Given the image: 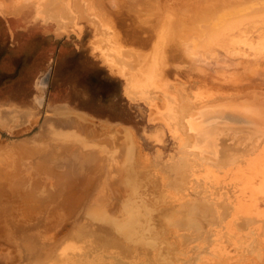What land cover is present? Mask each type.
<instances>
[{"label": "rangeland", "instance_id": "rangeland-1", "mask_svg": "<svg viewBox=\"0 0 264 264\" xmlns=\"http://www.w3.org/2000/svg\"><path fill=\"white\" fill-rule=\"evenodd\" d=\"M76 1L0 0V24L17 39V79L0 74V264H264L262 173L253 212L237 211L264 145V0L243 10L239 0ZM132 28L144 44L129 40ZM56 139L111 160L100 178L99 162L79 175L72 161H48ZM105 219L120 222L110 233L123 248L79 237L110 229Z\"/></svg>", "mask_w": 264, "mask_h": 264}, {"label": "bare ground", "instance_id": "bare-ground-1", "mask_svg": "<svg viewBox=\"0 0 264 264\" xmlns=\"http://www.w3.org/2000/svg\"><path fill=\"white\" fill-rule=\"evenodd\" d=\"M71 1H73V0H71ZM74 1H76V0H74ZM78 1V0H77ZM77 1H76V4H77ZM84 1V0H83ZM221 2H223V0H220ZM226 1V0H225ZM79 2V1H78ZM232 2V1H231ZM231 2H229V4H233L234 6H236V5H238L239 4V2H241L240 3V6L241 5H243V6H245L244 4H243V2H242V0H239V2H238V0L236 1V0H234L232 3ZM234 2L236 3V2H238V4L236 3V5L234 4ZM245 2V1H244ZM256 2V1H255ZM258 2V1H257ZM260 2H262V1H260ZM84 3V2H83ZM225 3V7H223L222 5H219L220 3H218V9H220V8H222L223 7V10L222 11H224V8H225V10H226V6L228 7V9H230V6L231 5H229V4H227L228 3V1H227V3L226 2H224ZM251 3V2H250ZM249 3V4H250ZM93 4H95V3H93V0H89V5L90 6H92ZM245 4H247V3H245ZM252 4H253V2H252ZM81 5V4H80ZM214 5H216V4H214ZM231 6V7H234V6ZM77 6V5H76ZM79 6V5H78ZM207 6V5H206ZM248 6V5H247ZM246 6V7H247ZM255 5H253V7H254ZM260 6V5H259ZM263 6V5H262ZM214 7V6H213ZM216 7H217V5H216ZM216 7H214V8H216ZM249 7H250V5H249ZM92 8H94V7H92ZM82 9V8H81ZM80 9V10H81ZM217 9V8H216ZM241 9H242V6H241ZM240 9V10H241ZM243 10V9H242ZM262 10H263V8H262ZM261 10V11H262ZM202 11H203V9H202ZM205 11V10H204ZM206 11H208V8H206ZM258 11H260V10H258ZM226 11H224V13H225ZM82 13H83V11H82ZM202 13V12H201ZM220 13V12H219ZM223 13V14H224ZM203 15L202 16H204V14H207V13H205V12H203L202 13ZM227 14H228V12H227ZM211 16V15H210ZM220 16H222V14L220 15ZM219 16V17H220ZM230 16V15H229ZM252 16V15H251ZM247 18V17H246ZM207 20V19H206ZM209 22V21H208ZM211 22V21H210ZM220 22H222V21H220ZM233 22V21H232ZM231 22V23H232ZM229 23V22H228ZM219 24V23H218ZM204 25V24H203ZM229 25V24H228ZM207 26V25H206ZM224 26V25H223ZM245 26V25H244ZM200 28H203V27H200ZM223 29V28H222ZM225 29V28H224ZM206 30V29H205ZM135 29H133L132 28V30H130V32H128L129 33V40H131V41H135V42H141V39H139V38H135L139 33L136 31ZM164 31V33H163V36L165 35V37H163V38H168V40H169V32L168 31H165V30H163ZM206 33H207V30L205 31ZM242 32V31H241ZM210 34V33H209ZM249 34V33H248ZM126 35L124 34V37H125ZM134 37V38H133ZM138 37H139V35H138ZM207 37H208V35H207ZM212 37V36H211ZM120 38V37H119ZM144 38V37H143ZM121 39H122V36H121ZM140 40V41H139ZM143 40V39H142ZM144 40H146V39H144ZM215 40V39H214ZM167 42V44L170 42V40H169V42L168 41H166ZM141 43H145V41H142ZM164 43H165V41H164ZM163 43V45H161L160 44V48L161 49H163L164 50V52H166L165 50V47L166 46H164V45H166V43L164 44ZM181 44V43H180ZM156 45V44H155ZM169 45V44H168ZM179 44H177V46H178ZM257 46V45H256ZM179 47H180V45H179ZM235 47V46H234ZM253 47V46H252ZM251 49V48H250ZM158 51V50H157ZM157 51H154V52H157ZM162 53V52H161ZM159 54V53H158ZM151 55H152V53H151ZM153 55H155V53L153 54ZM157 57L158 58H162V57H160V56H158L157 55ZM154 58H155V56H154ZM156 59V58H155ZM165 61H166V59H165ZM150 62V61H149ZM158 63H159V60H158ZM149 64V63H148ZM136 65V64H135ZM160 65V64H159ZM243 65V64H242ZM249 66V65H248ZM254 66V65H253ZM147 67H149V65H147ZM164 67V66H163ZM169 67V66H168ZM143 69V68H142ZM155 72L157 73V70L158 69H160V68H158L157 69V66L155 67ZM146 70H148L147 68H145V71ZM162 70L160 69V71L159 72H161ZM243 72V71H242ZM162 73V72H161ZM161 73H159V75L161 74ZM164 73V72H163ZM240 73V72H239ZM158 74V73H157ZM161 75H165V74H161ZM160 75V76H161ZM140 77V76H139ZM154 77H157L156 75H154ZM241 77V76H240ZM158 78V77H157ZM162 78V77H161ZM158 79H160V78H158ZM163 79H164V77H163ZM232 79V78H231ZM165 81L167 80V79H164ZM163 81V80H162ZM203 81V80H202ZM157 83H159V82H157ZM167 85V84H166ZM199 86V85H198ZM202 86V85H201ZM212 91H214V90H212ZM211 91V92H212ZM207 92H209V90L207 91ZM202 94H204V93H202ZM209 94H211L210 92H209ZM208 94V95H209ZM211 96V95H210ZM165 100V99H164ZM254 100V99H253ZM262 100V99H261ZM190 118V117H189ZM69 120V122H71V123H75L76 122V120H73V119H68ZM191 120V121H190ZM189 120V122H190V126L192 127V126H198V123H199V120L198 121H196L195 120V118H193L192 116H191V119ZM53 122V121H52ZM201 122V121H200ZM77 123V122H76ZM192 123V124H191ZM54 124V123H53ZM59 124V123H58ZM70 124V123H69ZM82 124V123H81ZM46 133V132H45ZM55 135H56V133L55 132H53ZM43 134H44V131H43ZM43 134H41V135H43ZM47 134V133H46ZM46 134H44V135H46ZM198 135V134H197ZM52 136H53V134H52ZM57 136V135H56ZM75 137V136H74ZM87 137V136H86ZM89 137V136H88ZM200 140H201V137H200V135L199 136H197ZM53 137H51V138H49V139H52ZM71 138H73V137H71ZM95 138V137H94ZM55 139V138H54ZM63 138H61V140H62ZM68 139V137L66 138V140ZM87 139V138H86ZM100 139V138H99ZM60 140V139H59ZM58 139H56V142L58 143V141H59ZM60 140V141H61ZM63 140H65V139H63ZM79 140V139H78ZM81 140V139H80ZM51 141V140H50ZM54 141V140H53ZM86 141V140H85ZM88 141V140H87ZM96 142H97V140H95ZM55 142V141H54ZM53 142V143H54ZM55 142V144H50V147H49V153H48V156H49V160L48 161H51L52 163L54 162V163H56V164H58L61 160H64V159H66V160H68V161H72V163L74 164V166L73 165H71V166H73L71 169H73L74 168V170H76V173L77 174H79L80 175V172L81 171H83L82 169H88L87 170V172H88V174L92 171V166H94V165H96V162H99L98 164H99V173H98V175H99V178H100V176H101V174L103 173L102 172V170H103V166H104V164H101V163H103L104 162V156H99L98 154H95V153H93V152H86V150H85V147H86V145H85V143L86 142H84L83 141V144H81L80 143V145H84V150H83V146H81V149L83 150V151H85V152H82L81 150H79V146L78 145H74V144H71L70 142H69V144H67V142L65 141V143L66 144H61L60 145V143H56ZM77 142V141H76ZM96 142H94L93 141V146H95L96 145ZM49 143H51V142H49ZM97 143H99V141L97 142ZM217 143H219V142H217ZM216 143V144H217ZM71 144V145H70ZM89 144V146L92 148V146L90 145V144H92V142L90 143V142H88L87 143V145ZM95 144V145H94ZM114 144V143H113ZM193 144V143H192ZM220 144V143H219ZM98 145V144H97ZM101 145V144H100ZM103 145V144H102ZM88 146V147H89ZM202 147V146H201ZM209 147L210 148H213V152L214 153H216L217 155H219V154H221V153H219L221 150H222V147H217L216 149L218 150H214V145L212 144V143H210L209 142ZM96 148V147H95ZM98 148V147H97ZM86 149H87V147H86ZM88 151H89V148L87 149ZM101 150H102V147H101ZM104 150V149H103ZM103 152V151H102ZM109 152V151H108ZM46 153V154H47ZM100 153H101V151H100ZM103 154V153H102ZM68 155H70V156H68ZM106 155H107V152H106ZM222 155V154H221ZM108 157H111V158H114V160H115V157H113L112 155H111V153L109 154V155H107ZM107 156H105V157H107ZM114 156H115V154H114ZM3 157V159L2 158H0L1 160H0V162L1 163H3V162H5V157L4 156H2ZM104 158V159H103ZM107 160L109 159V158H106ZM105 159V160H106ZM130 159V158H129ZM200 159V158H199ZM208 159V158H207ZM206 159V160H207ZM111 160V159H110ZM110 160H108V161H110ZM113 160V161H114ZM125 160V159H124ZM128 160V159H127ZM255 160L257 161L258 160V163H257V166H251V167H248L249 168V170H247L246 169V179L244 180V179H241L242 181H243V186L241 185V190H239L240 192V197H238L239 198V206H238V208H237V211H240V212H243V213H247V214H249V213H252L253 212V209H252V206H254L253 205V195H255V194H257L259 191H260V189H261V187L258 185V183H255V181L257 180L258 181V179L260 178V176H259V178L258 179H256L255 181H254V179L253 178H255L259 173H262L263 175H264V145H263V147L257 152V154H256V156H255ZM22 161V160H21ZM48 161L46 162V164L47 165H49L48 164ZM107 161V162H108ZM116 161V160H115ZM114 161V162H115ZM126 161V160H125ZM211 161V160H210ZM259 161H260V163H259ZM16 162V161H15ZM42 162V161H41ZM44 162V161H43ZM43 162H42V167L44 166L43 165ZM85 162V163H84ZM130 162V161H129ZM0 163V164H1ZM64 163V162H63ZM71 163V164H72ZM109 163V162H108ZM119 163V162H118ZM40 164V166H41V163H39ZM38 164V165H39ZM61 164V163H60ZM97 164V165H98ZM112 164H113V162H112ZM256 164V163H255ZM254 164V165H255ZM21 165V164H20ZM101 165H103V166H101ZM106 165V164H105ZM124 165V164H123ZM126 165V164H125ZM35 166V165H34ZM33 166V167H34ZM39 166V168L40 169H42L41 167ZM244 166V165H243ZM17 167V166H16ZM45 167V166H44ZM53 167V166H52ZM107 167H110V166H107ZM240 167V166H239ZM20 168H22V167H20ZM47 168H49V167H47ZM56 168V167H55ZM91 168V169H90ZM243 168V167H242ZM19 169V168H18ZM40 169L38 170L37 168H36V170H38L37 172H39L40 171ZM45 169V168H44ZM102 169V170H101ZM16 170V169H15ZM14 170V171H15ZM35 170V169H34ZM43 170V169H42ZM40 171V173H41V175H44L45 177H46V175H48V173L46 172H44V171ZM55 170H57V169H55ZM126 170V169H125ZM240 170V169H239ZM244 169H242V171H243ZM13 171V172H14ZM79 171V172H78ZM245 171V170H244ZM243 171V172H244ZM263 171V172H262ZM12 172V173H13ZM16 172V171H15ZM18 172V171H17ZM20 172H23V171H20ZM68 172V171H67ZM238 172V171H237ZM247 172H248V174H247ZM8 173V172H7ZM36 172H34V174H35ZM69 173H72V172H70V170H69ZM75 173V174H76ZM1 174L2 175H4V176H6L5 174H3L2 172H1ZM27 174H31V172L30 173H28L27 172ZM49 174H52L53 176L54 175H59L58 173H57V171H54V170H52ZM76 174V175H77ZM87 174V175H88ZM125 176H126V174H127V170H126V172H124L123 173ZM237 173H236V171H235V175H236ZM241 174V177L243 176V175H245V172L244 173H240ZM243 174V175H242ZM61 175H62V173H61ZM67 175V174H66ZM66 175H63V176H66ZM75 175V176H76ZM97 175V176H98ZM260 175V174H259ZM1 176V175H0ZM19 176V175H18ZM21 176V175H20ZM19 176V177H20ZM23 176H24V174H23ZM26 176V175H25ZM31 176V175H30ZM72 176V175H71ZM74 176V175H73ZM72 177V178H76V177ZM96 176V177H97ZM234 176V175H233ZM237 176V175H236ZM236 176H234V177H236ZM29 177V176H28ZM33 177V176H32ZM60 177V176H59ZM68 177H69V175H68ZM238 178H241L240 177V175L238 174V176H237ZM64 178V177H63ZM72 178H70V179H72ZM125 178V177H124ZM7 179V178H6ZM12 179V178H11ZM11 179H9V181L11 180ZM24 179V178H23ZM27 179V178H26ZM25 179V180H26ZM39 178H37V180H38ZM57 179V178H56ZM67 179V178H66ZM233 179H235V178H233ZM1 180V179H0ZM8 180V179H7ZM13 180V179H12ZM18 180H20V179H18ZM18 180H17V183L19 184V182H18ZM55 180V179H54ZM67 180H69V179H67ZM125 180V179H124ZM5 181V180H4ZM22 181V180H21ZM31 181V180H30ZM33 181H34V179H33ZM71 182L73 181V180H70ZM75 181V180H74ZM77 181V180H76ZM106 181V180H105ZM0 182H2V183H5V182H3V180H1ZM29 182V181H28ZM39 182H40V180H39ZM38 181H36L35 182V184L36 185H38V184H40ZM60 182V181H59ZM123 182V181H122ZM263 182V181H262ZM8 183V182H7ZM10 183H12L11 181L9 182V184ZM78 183V182H77ZM126 183H128V182H126ZM1 184V183H0ZM25 184H27V183H25ZM30 184H32V182L30 183ZM42 184H44V183H42ZM59 184V183H58ZM100 184V183H99ZM105 184V183H104ZM2 185H4V184H2ZM41 185V184H40ZM61 186H59V185H57V186H59L58 187V189L56 188V190H59V195L62 193V194H64V193H66V192H64V190H66L67 189V186H66V184L63 182V183H61L60 184ZM72 185H75L74 183L72 184ZM240 185V184H239ZM6 186H7V184H6ZM12 186V185H11ZM23 186H26V185H24V184H22L21 185V183H20V185L19 186H16V188L17 187H23ZM28 186V189H25V195L26 194H28L27 192L30 190V188H29V184L27 185ZM32 186H34V185H32ZM32 186H30V187H32ZM56 186V185H55ZM84 186V185H83ZM4 187V186H3ZM61 187V188H60ZM94 187V186H93ZM95 187H97V186H95ZM94 187V188H95ZM99 187V186H98ZM103 187V186H102ZM39 188V187H38ZM55 187H53V189H54ZM60 188V189H59ZM70 188V187H69ZM75 188H77L78 189V184L76 185V187ZM81 188V187H80ZM94 188L93 189H90L89 190V192L87 193V192H85V193H87V195L89 196V198L90 199H92V200H95V199H97V197H99V196H101V195H96V197L94 198V197H92L91 195H89L93 190H94ZM1 189H2V187H1ZM23 189V188H22ZM22 189H20V190H22ZM71 189V188H70ZM119 189V188H118ZM17 190V189H16ZM26 190H27V192H26ZM35 190V189H34ZM39 190V189H38ZM43 190H45V189H43ZM43 190H41L42 192H43ZM47 190V189H46ZM56 190H53L54 191V193L56 192ZM69 190V189H68ZM79 190V189H78ZM4 191H6L5 193H7L8 191H9V189H2V192H4ZM19 191V190H18ZM32 189L29 191L30 193H32ZM53 191L51 192L52 193V195L54 194L53 193ZM264 191V190H263ZM11 192L13 193V192H15L14 190H11ZM17 192V191H16ZM15 192V193H16ZM21 192V191H20ZM34 193H35V191H33ZM37 192V191H36ZM38 192H40V191H38ZM44 192H46V191H44ZM43 192V193H44ZM48 192H49V190H48ZM48 192H46L48 195H51V193L49 194ZM83 192V191H82ZM98 192V191H97ZM109 192V191H108ZM15 193H13L12 194V196L14 197V194ZM21 193H23V191L21 192ZM33 193V194H34ZM45 193V195H47ZM95 193V192H94ZM11 194V193H10ZM9 193H8V195H10ZM55 194H57V193H55ZM54 194V196H56ZM70 194V193H69ZM83 194V193H82ZM98 194V193H97ZM103 194V193H102ZM261 194V193H260ZM6 195V194H5ZM16 195V194H15ZM45 195H42V197L43 196H45ZM111 195V194H110ZM3 196V195H2ZM24 196V195H23ZM35 196V195H34ZM37 196H41V194H39V195H37ZM54 196H51L52 197V199H54V198H57V197H54ZM68 196V195H67ZM84 196L85 195H83L82 196V199L84 198ZM22 197V196H21ZM32 197V196H31ZM51 197H49V196H46L45 198L48 200V198H51ZM66 197V196H65ZM100 198V197H99ZM98 198V199H99ZM42 199V202L43 203H45V199H43V198H41ZM71 199V198H70ZM97 199V201H99ZM101 199V198H100ZM256 199V198H255ZM16 199H14V202H16L15 201ZM23 200H27L26 202H28V200H29V198L28 199H26V197L23 199ZM23 200H21V205H22V203H23ZM38 200H40V198H38ZM38 200L36 201V203L38 202ZM50 200V199H49ZM55 200V199H54ZM58 200V199H57ZM66 200V199H65ZM103 199H101V201H102ZM238 200V199H237ZM32 201H35V200H32ZM59 201V200H58ZM66 201H68V199L66 200ZM65 201V202H66ZM50 202V201H49ZM48 202V203H49ZM62 202V201H61ZM73 202H74V200H73ZM105 202H106V200H105ZM114 202V201H113ZM256 202V201H255ZM3 203V202H2ZM1 203V205H3ZM11 203V202H10ZM9 203V204H10ZM29 203H31V202H29ZM50 203H52V202H50ZM49 203V204H50ZM55 203H57V202H55ZM63 203V202H62ZM61 203V204H62ZM68 202H66L64 205L66 206V204H67ZM70 203V202H69ZM99 203V202H98ZM257 203V202H256ZM6 203L4 202V205H5ZM12 204L13 203H11V206H12ZM83 204V203H82ZM91 204V203H90ZM114 204V203H113ZM155 204V203H154ZM8 205V204H7ZM51 205V204H50ZM60 205V204H59ZM59 205L58 206H56V207H59ZM71 205H72V202H71ZM74 206H73V208L76 206H78V205H76L75 203L73 204ZM92 205V204H91ZM200 205V204H199ZM205 205V204H204ZM23 206V205H22ZM29 206V205H28ZM30 206H32L31 204H30ZM62 206V205H61ZM81 206V205H80ZM115 206V205H114ZM5 207H6V205H5ZM70 207V206H69ZM68 207V208H69ZM203 207V206H202ZM0 208H2V207H0ZM8 208V207H7ZM34 209H35V207H33ZM51 208V207H50ZM54 208V207H53ZM71 208V207H70ZM5 209V208H4ZM10 209H12V207L10 208ZM59 209V208H58ZM75 209V208H74ZM82 209V208H81ZM80 209V211H82ZM87 209V208H86ZM98 209V208H97ZM112 209H114V208H112ZM236 209V208H235ZM1 210V209H0ZM9 210V209H8ZM30 210V209H29ZM45 210V209H44ZM49 210V209H48ZM54 210H57V209H54ZM66 210V209H65ZM68 210H70V209H67V212H68ZM5 211H6V209H5ZM43 211V210H42ZM256 211H257V209H256ZM255 211V212H256ZM1 212H2V210H1ZM50 213V212H49ZM79 213V212H78ZM86 213H87V210H86ZM86 213H84L85 215H86ZM257 213V212H256ZM50 214H52V213H50ZM49 214V215H50ZM69 214V213H68ZM74 214V213H73ZM31 214H29V216H30ZM66 216V215H65ZM70 216V215H69ZM83 216V215H82ZM87 216V215H86ZM88 216L89 217H92V216H90L89 215V213H88ZM101 216V215H100ZM75 217V216H74ZM135 217V216H134ZM49 218V217H48ZM55 218V217H54ZM66 218V217H65ZM86 218H88V217H86ZM94 219H95V217H93ZM61 219V218H60ZM59 219V220H60ZM90 219H92V218H90ZM93 219V220H94ZM110 219V218H109ZM135 218H132V220H134ZM48 220V219H47ZM51 219H49V221H50ZM58 220V221H59ZM96 220V219H95ZM106 221H107V219H105ZM112 220V219H111ZM99 221H102V218L100 219H98V221H97V223L99 222ZM110 221V220H109ZM109 221H107L108 223H105L104 222V224H109L108 226H111V228L110 229H107V231H100L99 229H96V228H92V226H88V228H85L83 231H81L80 232V235H79V237H82V236H84V237H86V238H89V237H93L94 238V236L96 235V237L94 238V239H97L98 241H101V242H103V243H109V244H111V245H117L118 247H120V248H123V246H125V243L123 242V241H120L117 237H114L113 235H112V233H110V232H116V230H115V228L117 227V225H119V223H116V221H110V223H109ZM129 221H131L130 219H129ZM54 221H50V223H53ZM61 222H63V218H62V220L61 221H59L58 223H59V225H60V223ZM56 223V222H55ZM55 223H53V224H55ZM133 224H134V222H132ZM53 224H51V225H53ZM100 224H102V222H100ZM104 224H102L103 226H104ZM110 224H112V225H110ZM125 224H127V223H125ZM132 224V225H133ZM49 225V224H48ZM50 226V225H49ZM55 226V225H54ZM108 226H107V228H108ZM31 227V226H30ZM52 227V226H51ZM50 227V228H51ZM29 228V227H28ZM37 228V227H36ZM118 228V227H117ZM119 228H121V227H119ZM18 229V228H17ZM124 229V228H123ZM122 229V232L120 231V233H121V235L122 236H125L126 238H127V235L129 234H127L126 235V233H125V235L124 234H122L123 233V231H125V232H127V230H123ZM127 229H130V228H127ZM20 230V229H19ZM36 230V229H35ZM50 230V229H49ZM119 230V229H118ZM30 231H32V230H30ZM133 231V230H132ZM109 232V233H108ZM28 233V232H27ZM41 233V232H40ZM51 233V232H50ZM108 233V234H107ZM117 233H119L118 231H117ZM131 235V234H130ZM130 235H128V236H130ZM31 237V236H30ZM38 237H40V236H38ZM83 237V238H84ZM131 238H132V236H130ZM152 237V236H151ZM12 239H14V238H12ZM11 239V240H12ZM23 239V238H22ZM21 239V240H22ZM94 239L92 240V241H94ZM15 240V239H14ZM20 240V239H19ZM13 241V240H12ZM18 241V240H17ZM42 241V240H41ZM117 242V243H116ZM30 243H31V241H30ZM24 244H26L25 242H24ZM27 244H29V243H27ZM26 244V245H27ZM122 244V245H121ZM11 245V244H10ZM39 245H41V244H39ZM52 245H53V243H51V246H50V248L52 247ZM76 245L77 244H74L73 243V245H72V248H75L76 247ZM21 246V245H20ZM46 246V245H45ZM79 246V245H78ZM15 247V246H14ZM23 247H25V246H23ZM34 247V246H33ZM29 248V247H28ZM27 249V248H26ZM28 250V249H27ZM46 250V249H45ZM31 251V250H30ZM36 251H37V249H36ZM35 251V252H36ZM44 252V251H43ZM37 253H38V251H37ZM30 255V254H29ZM18 258V257H17ZM148 258V257H147ZM37 259V258H36ZM39 260H40V258H39ZM59 261H61V260H59ZM226 264V263H225Z\"/></svg>", "mask_w": 264, "mask_h": 264}, {"label": "crops", "instance_id": "crops-1", "mask_svg": "<svg viewBox=\"0 0 264 264\" xmlns=\"http://www.w3.org/2000/svg\"><path fill=\"white\" fill-rule=\"evenodd\" d=\"M3 22H1L2 24ZM0 24V74L5 75L6 82L17 79V39L9 32L6 23ZM8 29V30H7ZM1 77V75H0ZM2 78V77H1ZM12 78V79H11Z\"/></svg>", "mask_w": 264, "mask_h": 264}]
</instances>
